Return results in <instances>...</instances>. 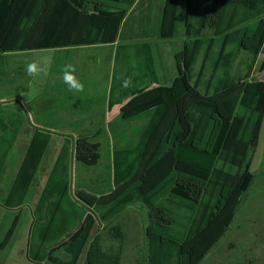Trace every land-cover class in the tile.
Returning <instances> with one entry per match:
<instances>
[{"label":"trees","instance_id":"1","mask_svg":"<svg viewBox=\"0 0 264 264\" xmlns=\"http://www.w3.org/2000/svg\"><path fill=\"white\" fill-rule=\"evenodd\" d=\"M141 1L144 0H101V9L120 10L119 18L115 13L110 25L105 26L106 39L100 38L102 32L98 22L101 14L85 11L88 0H28L36 6L44 4L43 14L48 11L54 15L50 18L51 24L47 25L49 29L57 24L55 31L42 40H34L32 47L112 42L117 23L120 25L122 18ZM170 1L167 0V6ZM198 1L186 0L184 24L188 32L199 35L211 31L214 36L227 33L229 42H234L236 33L242 30L240 45L252 56V61L264 53V0H211L206 5ZM22 3V0H0V14L6 15L11 5ZM68 15L75 16L78 21L89 20L83 27L80 22L76 24L77 30L71 35L77 38L70 41L66 38ZM130 18L128 15L125 21ZM256 20V25L250 27ZM201 44L203 41L198 39L195 51L189 56L187 53L186 72L171 86L142 93L122 107L121 122L140 119L146 113L150 117L134 148L114 151L111 190H120L115 197L105 193L96 204H91L70 193V143L64 142L33 210L34 225L28 253L33 262L41 264L47 260L57 264H78L88 245L85 264H120L125 240L122 226L116 224L108 232L110 238L120 243L115 252L105 250L101 233L88 242L96 222L90 208L102 220H108L127 205L143 204L149 210L146 239L150 253L146 264H185L180 263L186 251L184 244H188L187 239L193 235L201 239L202 250L196 257L192 252L185 253L189 255L187 264H199L227 232L254 179L250 168L264 118V81L247 79L252 71V62L247 76L206 89L198 81L192 86L188 73L194 69ZM0 52L5 53L1 46ZM262 59L260 69L264 70V56ZM4 73L5 60L1 55L0 78ZM113 92L118 93L117 90ZM3 110L0 105V177L21 134L20 119L16 120L15 116ZM48 131L37 126L34 133L28 135L29 146L4 202L7 208L20 209L31 195L49 151L52 132ZM156 133L162 143L152 156L146 174L151 170L155 175L161 171L163 174L148 186L145 175L131 183ZM74 155L78 162L87 166L96 164L99 158L96 145L86 140H76ZM178 216L186 219L187 234L179 233ZM3 248L4 244L0 245L1 251ZM58 248L64 251L65 259L60 255L54 256ZM169 248L173 251L172 258L164 253ZM0 264H6L1 257Z\"/></svg>","mask_w":264,"mask_h":264},{"label":"rangeland","instance_id":"2","mask_svg":"<svg viewBox=\"0 0 264 264\" xmlns=\"http://www.w3.org/2000/svg\"><path fill=\"white\" fill-rule=\"evenodd\" d=\"M22 1L23 3L20 5H11L10 11L6 15L0 14V46L5 50V53L0 52V56L2 55L5 60V73L0 78V105L1 108L4 109V112H8V115L15 116L16 120L20 119L21 124L19 127L20 129L22 128L19 138L12 147V155L9 157L7 166L1 175L0 243L4 244V248L2 251L0 249V257L5 261L11 257L13 260H18L20 264H22L21 258H23L22 253L23 249L26 247L27 236H30L33 224L32 210L35 209L34 199L42 192L43 186L46 183L53 165L54 156H56L58 150L57 142L61 140L62 142L68 141L70 143V193L73 194L75 198H84L91 202V204H96L95 198L100 195L101 192L109 191L112 188V156L114 151L117 149L134 148L142 135V131H137L135 126H138L137 124H140L141 121H145V118L137 120L135 126H128L126 130H123L125 127L124 123L121 122L120 117H115L113 112L110 111L109 114L106 113L105 115L103 111L91 112L89 109L82 106L77 107L79 103H87L85 101H78L79 98H84L85 95L94 94L97 96L100 95V97L103 98L104 95L108 94L107 90H102V84H104V81H108L111 70L107 69L109 67L101 68L98 62L102 61L100 57L103 59L107 53L110 54L111 47L94 51L82 50L81 46L84 44H67L48 48L32 47L35 44L34 40H42L45 36L50 34L51 31H55L57 24L50 29L47 27V25L51 24L50 18L54 15L48 11H45L43 14L44 4H38L36 6L33 2H28V0ZM59 1L61 0H58V2ZM50 6H47V8H50ZM140 7L142 6L140 5L139 8ZM40 8H42V10L38 12ZM99 9L101 19L98 25H101L102 32L100 38L105 37L108 39L107 33L105 34V26L107 24L110 25L111 18H114L115 13H117V18H119L120 10L117 12L107 11V7L103 9L99 7ZM141 12L142 9H137L133 14L129 15L131 17L130 20L128 19L125 21L126 17H124L120 25L119 22L117 23V32L115 33L114 41L97 43L99 45L115 44V46L117 45L118 47L117 56L120 60H118L119 62L117 63L114 76V90L118 92L115 93L117 94L116 96L120 95L122 92L119 81L121 79V74L127 71V65H129L128 71L130 72L138 66L139 62L137 58L138 54L137 56L135 55L134 58V52L131 51L126 53L124 47L129 44H132L134 49L140 47L143 41H149L146 39H154L148 35L147 31L151 32L156 29L160 31L159 36H162V33H164L162 36L163 38L171 37L170 33L173 15L168 13L163 14L165 21H159L158 24L154 21L156 17L155 14H149L151 16L150 22L141 25L140 28L139 20L141 18ZM143 13H145L144 10ZM146 13L148 14V12ZM67 17L66 29L68 33L66 38L70 41L73 38H77L71 35V33L77 30L76 24L80 22L79 25L83 27L84 22L89 20L87 18V20L84 19L81 21L80 19V21H78L77 18L75 19V16L69 17L68 15ZM257 21L258 20L254 21L250 27H254ZM122 26L123 30L120 31ZM162 28H164L166 32H162ZM240 32H242V30ZM59 34H61V30L58 35ZM152 34L156 37L155 31H153ZM237 34L238 33H236V35ZM135 51H138V49ZM124 52L126 53V58H124ZM239 55L240 54H238V56ZM246 55H248V52ZM128 56H132L133 59H129ZM263 56L264 53L262 52L255 58L256 60L255 62L253 61L254 63L251 69L253 73H250L249 75L251 78L247 79H264V70L260 69ZM86 57H88V59H93L97 63L95 65H91L90 63L83 64V61L87 60ZM45 59L49 61L46 68L47 75L43 78L29 77L25 71L27 64L33 60ZM65 65H72L76 69L75 75L85 85L84 92L75 93L68 89V86L63 81V68ZM53 108L57 109L53 115H56V118L67 115L69 124L75 125L78 120H86L87 117H91L93 114L95 115L96 121L100 122V125L96 127L98 129L96 132L93 130L94 125H90L88 122L87 125L82 126L86 131L76 133L53 132L52 138L54 136V142L38 172L34 189L31 195L27 197L28 206L23 209L21 208L22 210L13 211L5 206L2 193L8 188L7 184L9 183V188L6 191L10 189L12 181L17 175L30 143V136L28 135L34 133L37 126L48 131L46 130L48 127L45 125L47 122H44V115L46 111H50ZM125 123L127 124L129 122ZM107 125L111 127V129L109 128L110 132L105 131ZM262 133L264 135V121ZM160 138L159 134L156 133L152 143L154 145H161L162 141ZM76 140H86L96 145L99 157L96 164L87 166L76 160L74 155ZM263 157L264 143L254 152V161L251 165L252 169L259 167ZM152 159L153 158H151V160ZM151 160L149 162L142 161L136 175L131 179V183L139 180L145 175L147 181L146 186H148L155 182H152V180H156L162 176V171L155 175L153 174V170H151V173L146 174ZM117 191L120 190L117 189L107 196L115 197L116 194L119 193ZM260 205L261 207L253 209L244 201L240 208H238V217H235L236 220L234 219L235 221L232 222L227 232L211 247L199 264H264V204ZM141 206L143 207L144 205L141 203L127 205L123 211L108 220H102L99 215L90 208V214L96 218V222L88 242H90L97 233H101L104 237V240L101 242L105 243V250L110 253L115 252L120 243L118 240L110 238L108 232L112 226L116 224L121 225L125 234V240L123 242L120 264H146L150 253L146 239V228L149 225V210L145 206L144 210ZM178 219L177 226L179 233L187 234V230H185L186 219L184 220L181 216H178ZM232 241L237 245H232ZM187 242L189 243L184 244L186 251L183 257H181L180 263L182 261L187 264L189 255L185 253L192 252V255L196 257L202 250L201 239H196L194 235L192 238L189 237ZM87 248L88 245L83 251L79 262L85 260ZM250 249L255 250L256 253ZM164 253L170 257L172 253L173 256V251H171L170 248ZM257 256L258 260H256ZM6 264L13 263H11V261H6Z\"/></svg>","mask_w":264,"mask_h":264},{"label":"crops","instance_id":"3","mask_svg":"<svg viewBox=\"0 0 264 264\" xmlns=\"http://www.w3.org/2000/svg\"><path fill=\"white\" fill-rule=\"evenodd\" d=\"M210 1L211 0H199L198 2L199 4L206 5ZM100 2L101 0L100 1L88 0L87 9L85 11L89 14L99 13L100 11L99 7H101ZM140 5L142 7L139 8ZM133 8L129 10L126 17L128 15L133 14L135 11H137V8L139 10L142 9L141 18L139 20L140 28H141V25L147 24L148 22H150L151 14L152 15L155 14L156 17L154 21H156V23L158 24H159V21L161 22L165 21V19L163 18V14L168 13L170 15H173V19L175 20L172 21V29L170 33L171 37L163 38L162 36H159L160 31L156 29V30H152L151 32L147 31L148 35L154 39H146L149 41L148 42L143 41V44L140 47L134 49L132 47V44H129L128 46L124 47L126 53L131 52V51L134 52V58H135V55L137 56L138 54L137 58L139 62H138V66L130 72L128 71L129 65H127V71L121 74L119 86L122 85L124 78H129V77L132 80V84L128 88L122 87L121 88L122 92L118 96H116L117 94L113 93L114 86H115V82H114L115 70H116L117 63L119 62L118 60H120L117 56V50H118L117 45L116 46L115 44H101V45L84 44L82 45L81 49L86 50V51L87 50L94 51L97 49H104V48L111 47L110 54L107 53L103 57V59L100 57V60L102 61L98 62L101 68L109 67L107 69L111 70L110 71L111 75L108 81L107 82L104 81V84H102L103 85L102 90H105V91L107 90L108 92L107 95H104L103 98H101L100 95L99 96L94 95V94H91L88 96L85 95L84 98H79L78 101L80 102L85 101L87 103L86 104L79 103L77 104V107L82 106L86 109H89V111L91 112L103 111L104 112L103 114L105 115L106 113L109 114L111 111L114 113L115 117L117 116L119 117L120 112H121V107L126 105L129 101L133 100L135 97L147 91L158 88V87H169L174 83L176 78L184 75L186 72L187 53L189 56L191 53L195 51L196 41L198 39L203 41V44H201V46L198 49V51L200 52L199 53L200 55L198 57L196 64L194 65L193 71L191 73H188L189 82L191 83L192 86H194L196 81H198V83L202 84L204 86V89H206L208 88V86L210 87L214 85H221V84H224L226 81L228 82L232 79L234 80V79H238V78L248 75L250 65L252 64L253 61H252V57H250V54L246 55L247 52L244 51L240 45L243 32L239 31V34L235 35L234 42L233 41L229 42V40L227 39V36H228L227 33L223 35L214 36V34L211 31H204L203 33L199 35L193 34L192 32H188L184 24L185 18H186V0H171L170 5L168 6H167V0H144V1H141L134 10ZM143 10L145 11V13H143ZM146 12H148V14ZM176 15H177L178 21L176 20ZM236 17L238 18L237 15ZM176 21L179 22L177 29H176ZM162 29H163L162 32H166L164 28ZM153 31H155L156 37L153 36L154 35L152 34ZM137 49L138 51H135ZM126 53L124 55V58H126L125 57ZM238 54L240 55L238 56ZM86 58L87 60L83 61V64L90 63L91 65H95L97 63L93 59H88V57ZM128 58L133 59L132 56L131 57L128 56ZM103 60H106V61H103ZM251 73H253V71ZM138 78L139 80H137ZM249 78L251 77L249 76ZM257 80L264 81V79L262 78H258ZM133 84L135 86L139 85V87L136 88ZM131 90H133V92ZM122 94L123 96L124 95L125 96L124 97L121 96ZM55 110L57 109L53 108L50 111H46L44 115V122H47L45 123V125L46 127H48L46 129H48L52 133L53 132L55 133L75 132L76 133V132L86 131L85 129L82 128V126L87 125V122L90 125H94L93 130L94 132H96L98 130L96 127L100 125V122L96 121L94 117L95 115L93 114L91 115V117H87L86 115L87 117L86 120L84 119L78 120L77 118L78 121H77V124L75 125L69 124L67 115L56 118L55 117L56 115H53ZM149 117H150L149 113L142 115L140 119L142 120V118H145V121L143 122L141 121L140 124H137L138 126H135L136 125L135 122L140 119L123 121L124 126H125L123 130H126L128 126L131 127L132 125H134L135 129L141 132L144 130ZM263 121H264V118H263ZM125 122H129V123L126 124ZM262 125H263V122H262ZM262 125L260 128L259 139H258L256 149H258V147L264 143ZM109 128L111 129V127L107 125L105 131L110 132ZM21 131H22V128L19 130V132L21 133ZM53 139H54V136L50 142L49 149L52 146V143L54 142ZM152 141H150L147 146L146 157L143 160V162H149L152 156L155 154V152L158 150L160 146V144L154 145ZM57 144H58L57 145L58 150L56 152V156H54V159L52 162L53 165L56 163V160L59 157V154L61 152V147L64 144V142L60 140L59 142H57ZM113 157H114V154L112 156V162H113ZM253 161H254V155L252 157L251 165L253 164ZM263 163H264V157L261 159L259 167H257L256 169H252V167L250 168V171L254 174L253 183L251 184L244 199L240 203L239 208L242 205V203H244V201L245 203L247 202V204L250 205L253 209H256L257 207H261L260 204H264V165ZM112 173L114 174V169L112 170ZM0 182H1V177H0ZM13 182L14 180L12 181V184ZM9 185L10 183L7 184L8 188H9ZM6 190L2 193L4 197V201L6 200L10 189L8 191ZM110 192H112V190L101 192L100 195H98L95 198V203L100 199V196L102 194H105V193L109 194ZM39 197H40V194L37 195L36 198L34 199V204L39 200ZM27 204L29 203L26 202L21 208L23 209L24 207H27L28 206ZM143 207L141 206V208L145 210V207L144 208ZM21 208L12 209V210L18 211V210H22ZM237 217H238V212H237L236 218ZM33 225H34V222L32 224L30 236H27L26 247L23 249V253H22L23 258H21L22 264H37L28 257V253L30 251V246L32 242L31 234L33 231ZM234 243L235 242L232 241V245L236 246L237 244L236 243L234 244ZM250 250L256 253L255 250H252V249ZM53 254L54 256L60 255L63 259L66 258L64 251L60 250L59 248L56 249ZM256 260H258V256ZM6 261H11V263L13 264H20L18 260H13V258L11 257H9V259H7ZM83 262L81 261L79 262V264H85V260ZM41 264H57V263H53L51 261L46 260L42 262Z\"/></svg>","mask_w":264,"mask_h":264},{"label":"clouds","instance_id":"4","mask_svg":"<svg viewBox=\"0 0 264 264\" xmlns=\"http://www.w3.org/2000/svg\"><path fill=\"white\" fill-rule=\"evenodd\" d=\"M49 61L45 60H33L32 62L28 63L25 71L29 77L36 78L47 75V64ZM76 69L72 65H65L63 68V81L68 86L70 91L75 93H82L85 90L84 83L81 82L80 79L77 78L75 75ZM132 84L131 78H124L122 82V87L128 88Z\"/></svg>","mask_w":264,"mask_h":264}]
</instances>
